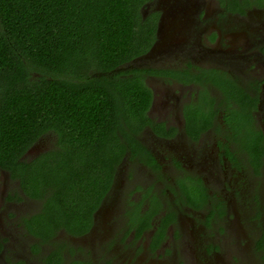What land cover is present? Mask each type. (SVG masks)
<instances>
[{
	"label": "flooded vegetation",
	"instance_id": "af4514ba",
	"mask_svg": "<svg viewBox=\"0 0 264 264\" xmlns=\"http://www.w3.org/2000/svg\"><path fill=\"white\" fill-rule=\"evenodd\" d=\"M141 13L157 21L153 44L119 72L140 71L150 95L145 119L116 128V162L110 174L99 171L105 190L79 189L76 180L66 186L90 205L100 195L99 204L80 218L82 229H63L65 242L55 243V234L33 238L25 222L45 215V197L28 198L7 176L0 264H28L39 254L42 264L49 257L62 264H264V3L149 0ZM50 135L45 151L26 162H44L51 151L76 157L75 147L49 133L22 160ZM102 155L113 159L108 147ZM44 190L53 195V187ZM28 202L37 212L29 214Z\"/></svg>",
	"mask_w": 264,
	"mask_h": 264
},
{
	"label": "trees",
	"instance_id": "16d2710c",
	"mask_svg": "<svg viewBox=\"0 0 264 264\" xmlns=\"http://www.w3.org/2000/svg\"><path fill=\"white\" fill-rule=\"evenodd\" d=\"M148 1L0 0V170L28 198L45 197V215L25 222L28 236L48 239L58 228L82 229L80 218L90 217L101 196L93 195L90 205L66 186L76 180L79 189L105 190L109 182L99 171L110 174L116 162V128L145 119L150 95L140 71L123 76L119 69L153 44L157 21L141 13ZM49 133L62 147H75L76 157L57 159L51 151L44 162L22 160ZM106 147L113 159L103 158Z\"/></svg>",
	"mask_w": 264,
	"mask_h": 264
},
{
	"label": "rangeland",
	"instance_id": "374dc122",
	"mask_svg": "<svg viewBox=\"0 0 264 264\" xmlns=\"http://www.w3.org/2000/svg\"><path fill=\"white\" fill-rule=\"evenodd\" d=\"M255 3L257 4V5H261V4H263L264 3V0H255ZM237 38H239V39H241L242 37L240 36V35H238V37ZM148 62V61H147ZM146 62V63H147ZM145 63V64H146ZM40 142H41V144H42V146L40 145V147H41V149L39 150V148H38V146L36 147V148H38V152H35V151H32V153H30L29 155L27 154V155H25V157H24V160L25 161H28V160H30V159H34V158H36V157H38L42 152H44L45 150V148L47 147V144H49V143H51L52 142V137H51V135L50 136H48V137H46V138H44V139H42V140H40ZM39 143V142H38ZM35 145H37V143L36 144H34L33 146H35ZM40 166H47L46 164L44 165V164H42V163H40ZM7 176L9 177V178H11V182H10V186L12 187V186H14L15 185V183H16V179H13L11 176H10V174L8 173V172H4V171H1L0 170V188L1 189H4L3 188V185H4V183L5 182H7ZM13 179V180H12ZM28 188H29V184H28ZM26 190H27V188H26ZM18 199H20V195H18V196H16ZM20 204V203H19ZM36 204L35 203H32V202H28V205H27V207H28V212H29V214H33V213H35V212H37V210H38V207L36 206ZM110 216H111V213H110V211H106L104 214H102L101 215V218H100V220H101V222H102V226L100 227V228H109L110 227V225H109V222H108V220H109V218H110ZM104 229V230H105ZM107 231V230H106ZM54 233H55V237L54 238H56V240H55V243H63V242H65V238L67 237L66 236V232L63 230V229H55L54 230ZM66 233V234H65ZM15 234V233H14ZM70 234V233H69ZM68 234V235H69ZM49 243H51L49 246H48V248H46V249H51L52 247H53V245H54V242L52 241V242H49ZM70 256L71 255H68V257H67V260H70ZM42 256L39 254L38 256H35V257H30V258H28V264H42L41 263V261L40 260H42V258H41ZM37 258H38V260H37Z\"/></svg>",
	"mask_w": 264,
	"mask_h": 264
}]
</instances>
